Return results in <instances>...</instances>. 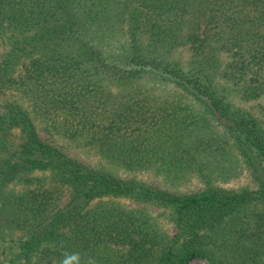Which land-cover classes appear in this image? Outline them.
Masks as SVG:
<instances>
[{"label":"trees","instance_id":"trees-1","mask_svg":"<svg viewBox=\"0 0 264 264\" xmlns=\"http://www.w3.org/2000/svg\"><path fill=\"white\" fill-rule=\"evenodd\" d=\"M0 53V229L28 230L12 259L81 264L74 253L114 243L115 264H264V121L233 100L262 99L264 118V0H0ZM147 83L221 119L256 187L175 194L68 153L135 166L119 132L143 104L109 90ZM120 198L163 209L172 235L142 210H89Z\"/></svg>","mask_w":264,"mask_h":264},{"label":"rangeland","instance_id":"rangeland-1","mask_svg":"<svg viewBox=\"0 0 264 264\" xmlns=\"http://www.w3.org/2000/svg\"><path fill=\"white\" fill-rule=\"evenodd\" d=\"M111 86L109 91L113 94L118 91L126 92L127 88L131 91L137 90L135 96L131 93L133 97L122 99V105H133L135 109L136 102L143 104L140 112L144 120L133 118L132 123L122 126L119 132L121 138L126 141L135 139V145L130 148L131 152L135 153V166L118 165L96 148L89 146H75L68 152L71 156L92 166H96L98 162L113 176L132 179L175 194H187L208 187L230 191L256 187L257 182L247 161L232 144L230 135L227 133L225 138L222 134L225 132L222 130V120L212 115L201 103L179 92L165 90L162 85L155 83H147L143 87L139 84L134 87ZM233 100L263 123L262 99L244 101L235 97ZM109 103L108 110L111 112L114 108L111 101ZM212 137L216 138L214 143L219 145L216 150L211 148L215 144L207 146ZM124 149L130 151L128 146ZM111 207H120L131 213L142 210L141 212L146 213L150 221L156 224L158 230L165 232L169 237L174 231L167 221L166 212L151 204L141 205L137 201L121 198L95 199L89 210L101 214L102 209ZM27 235L26 225L0 229V264H22V260L14 257L12 259V256L17 241L23 240ZM10 246L12 247L9 248ZM124 250L121 244L114 243L102 247L89 246L86 250L73 254L74 263L78 261L81 264H115V261L124 256ZM82 254L86 256L85 259L80 258ZM186 264L209 262L204 258H196Z\"/></svg>","mask_w":264,"mask_h":264}]
</instances>
